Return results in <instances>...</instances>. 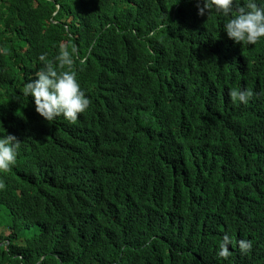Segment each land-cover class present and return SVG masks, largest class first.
Listing matches in <instances>:
<instances>
[{
	"label": "trees",
	"instance_id": "16d2710c",
	"mask_svg": "<svg viewBox=\"0 0 264 264\" xmlns=\"http://www.w3.org/2000/svg\"><path fill=\"white\" fill-rule=\"evenodd\" d=\"M196 4L0 0V135L20 142L0 264H264V38L236 44ZM61 45L90 100L75 123L22 95Z\"/></svg>",
	"mask_w": 264,
	"mask_h": 264
},
{
	"label": "clouds",
	"instance_id": "9594fccd",
	"mask_svg": "<svg viewBox=\"0 0 264 264\" xmlns=\"http://www.w3.org/2000/svg\"><path fill=\"white\" fill-rule=\"evenodd\" d=\"M198 15H209L215 11L222 18V31L236 44L255 45L264 38V0H197ZM155 33H149L151 37ZM71 52L61 45L55 56L56 67L52 63H44L23 85L22 95L31 97L35 111L44 120L50 122L62 116L69 123H75L79 114L84 113L90 104L89 98L77 79L76 73L68 69L73 65ZM46 60V54L38 57ZM253 93L246 89L230 88L228 96L231 102L246 104ZM20 142L14 135H0V171H7L16 162ZM230 237L224 235L218 244L217 255L227 259L229 255ZM239 248L242 253L250 248V242L241 239Z\"/></svg>",
	"mask_w": 264,
	"mask_h": 264
},
{
	"label": "rangeland",
	"instance_id": "374dc122",
	"mask_svg": "<svg viewBox=\"0 0 264 264\" xmlns=\"http://www.w3.org/2000/svg\"><path fill=\"white\" fill-rule=\"evenodd\" d=\"M0 218L2 219L3 218V215H0ZM7 230V227L6 226H2L1 228H0V232L1 233H3L4 231H6Z\"/></svg>",
	"mask_w": 264,
	"mask_h": 264
}]
</instances>
